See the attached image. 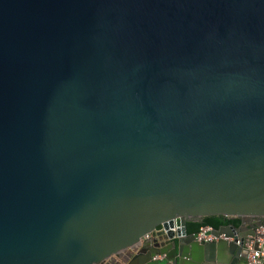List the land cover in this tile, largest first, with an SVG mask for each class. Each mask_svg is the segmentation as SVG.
<instances>
[{"label": "water", "instance_id": "water-1", "mask_svg": "<svg viewBox=\"0 0 264 264\" xmlns=\"http://www.w3.org/2000/svg\"><path fill=\"white\" fill-rule=\"evenodd\" d=\"M259 226L264 0H0V264H241Z\"/></svg>", "mask_w": 264, "mask_h": 264}, {"label": "built area", "instance_id": "built-area-1", "mask_svg": "<svg viewBox=\"0 0 264 264\" xmlns=\"http://www.w3.org/2000/svg\"><path fill=\"white\" fill-rule=\"evenodd\" d=\"M212 229L210 227H201L197 233L196 242L199 244L213 243L218 239L224 240L228 243L235 242L236 245H240V240L237 236H225L221 235L216 238L211 235ZM164 233V231H163ZM254 236H248L245 240L243 248L246 251L245 264H264V226H259L254 230ZM155 234H147L141 239V243L150 240ZM153 260L162 261L163 256L153 258ZM165 264H172L171 262H166Z\"/></svg>", "mask_w": 264, "mask_h": 264}, {"label": "trees", "instance_id": "trees-1", "mask_svg": "<svg viewBox=\"0 0 264 264\" xmlns=\"http://www.w3.org/2000/svg\"><path fill=\"white\" fill-rule=\"evenodd\" d=\"M239 224H240L239 218L210 216L204 218L201 224H195V223L186 224V232L187 234L198 233L199 229L204 226L210 227L211 229H218L221 228L222 226H230V225H234L238 227Z\"/></svg>", "mask_w": 264, "mask_h": 264}, {"label": "crops", "instance_id": "crops-1", "mask_svg": "<svg viewBox=\"0 0 264 264\" xmlns=\"http://www.w3.org/2000/svg\"><path fill=\"white\" fill-rule=\"evenodd\" d=\"M241 264H245V259L241 262Z\"/></svg>", "mask_w": 264, "mask_h": 264}]
</instances>
